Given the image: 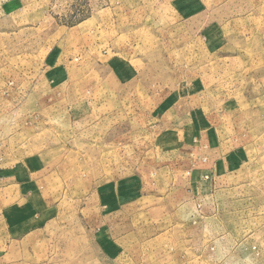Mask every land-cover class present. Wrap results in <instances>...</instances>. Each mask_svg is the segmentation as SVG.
I'll list each match as a JSON object with an SVG mask.
<instances>
[{
  "label": "rangeland",
  "instance_id": "374dc122",
  "mask_svg": "<svg viewBox=\"0 0 264 264\" xmlns=\"http://www.w3.org/2000/svg\"><path fill=\"white\" fill-rule=\"evenodd\" d=\"M0 264H264V0H0Z\"/></svg>",
  "mask_w": 264,
  "mask_h": 264
},
{
  "label": "crops",
  "instance_id": "0c3cea01",
  "mask_svg": "<svg viewBox=\"0 0 264 264\" xmlns=\"http://www.w3.org/2000/svg\"><path fill=\"white\" fill-rule=\"evenodd\" d=\"M17 2H20L22 0H15ZM211 142L209 141V144H208V147L211 146L210 144ZM216 148H214V153L213 155L208 159L209 160V168H210V171L214 174V176H216L218 172L221 171V155H216ZM213 152V151H212ZM226 160V159H224ZM206 178H210V174H207L206 175Z\"/></svg>",
  "mask_w": 264,
  "mask_h": 264
}]
</instances>
